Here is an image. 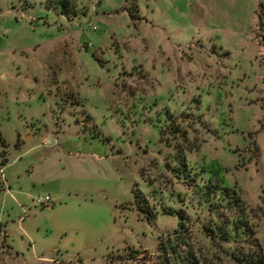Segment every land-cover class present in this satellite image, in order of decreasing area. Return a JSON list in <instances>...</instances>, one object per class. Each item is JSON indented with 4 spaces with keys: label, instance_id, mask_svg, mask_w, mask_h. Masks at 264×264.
<instances>
[{
    "label": "rangeland",
    "instance_id": "rangeland-1",
    "mask_svg": "<svg viewBox=\"0 0 264 264\" xmlns=\"http://www.w3.org/2000/svg\"><path fill=\"white\" fill-rule=\"evenodd\" d=\"M69 1L0 0V264H264V1Z\"/></svg>",
    "mask_w": 264,
    "mask_h": 264
},
{
    "label": "trees",
    "instance_id": "trees-1",
    "mask_svg": "<svg viewBox=\"0 0 264 264\" xmlns=\"http://www.w3.org/2000/svg\"><path fill=\"white\" fill-rule=\"evenodd\" d=\"M131 3L136 4V0H126ZM264 1V0H263ZM58 4L61 5V10L63 14H68L71 12L73 7L70 5L69 0H58ZM135 4H131V8L137 11V6ZM259 10L262 11V5L259 4ZM0 146L2 152L0 153V172L1 169L7 164V154L6 149L7 145L3 141V139L0 136ZM6 156V157H5ZM199 175L196 174L191 179V183L195 184L194 186H197L196 183H198V177ZM218 180L216 178H209L208 181H205L201 184H199L196 187L195 191V198L198 201V204H205L204 206L207 207V203L209 205V209L206 208L210 213L213 215L218 216L219 210H226L233 214V219H231L227 223H217L216 225L209 226L207 229L209 238L211 241L219 240L224 243H233L236 240H245L247 233L249 230H247V219L245 217L243 208H241L239 197H234L231 192L226 190H223L221 185L224 184V182H217ZM4 184L2 183L0 185V192L3 190ZM215 190H218L219 192H216ZM168 211V210H167ZM170 211V214H172V211ZM184 212H179L178 216L179 219L184 220V216L182 217V214ZM243 227H246L245 230L242 229ZM174 253L176 252L174 249L172 250ZM245 261V260H244Z\"/></svg>",
    "mask_w": 264,
    "mask_h": 264
},
{
    "label": "built area",
    "instance_id": "built-area-1",
    "mask_svg": "<svg viewBox=\"0 0 264 264\" xmlns=\"http://www.w3.org/2000/svg\"><path fill=\"white\" fill-rule=\"evenodd\" d=\"M184 1H188V0H184ZM91 30L94 31L95 28H92ZM51 203H52V200H51L48 196H46V197H44V198L36 199V200L34 201V206H35V207H47V206H49Z\"/></svg>",
    "mask_w": 264,
    "mask_h": 264
},
{
    "label": "crops",
    "instance_id": "crops-1",
    "mask_svg": "<svg viewBox=\"0 0 264 264\" xmlns=\"http://www.w3.org/2000/svg\"><path fill=\"white\" fill-rule=\"evenodd\" d=\"M2 171H3V169H2ZM2 171H1V172H2ZM29 177H31V172L29 173ZM8 189H9V188H8ZM7 191H8V190H7Z\"/></svg>",
    "mask_w": 264,
    "mask_h": 264
}]
</instances>
